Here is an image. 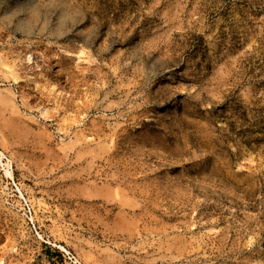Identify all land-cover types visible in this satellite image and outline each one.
<instances>
[{"label":"rangeland","instance_id":"obj_1","mask_svg":"<svg viewBox=\"0 0 264 264\" xmlns=\"http://www.w3.org/2000/svg\"><path fill=\"white\" fill-rule=\"evenodd\" d=\"M0 264H264V0H0Z\"/></svg>","mask_w":264,"mask_h":264}]
</instances>
